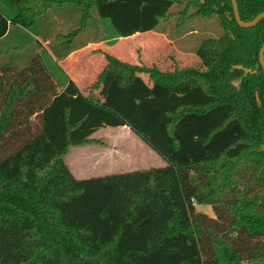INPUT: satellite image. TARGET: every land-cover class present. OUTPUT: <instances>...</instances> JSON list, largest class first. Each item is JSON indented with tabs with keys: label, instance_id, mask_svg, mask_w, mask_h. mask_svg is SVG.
<instances>
[{
	"label": "trees",
	"instance_id": "16d2710c",
	"mask_svg": "<svg viewBox=\"0 0 264 264\" xmlns=\"http://www.w3.org/2000/svg\"><path fill=\"white\" fill-rule=\"evenodd\" d=\"M7 1L16 13L6 19L0 12V37L9 24L29 28L50 7L72 4L78 24L56 33L59 43L51 45L53 31L39 23L37 45L47 41L56 60L96 42L67 44L98 27V18L118 37L164 33L160 23L174 16L213 15L220 32L204 69L159 70L104 52L101 73L115 67L130 79L110 80L102 106L71 84L58 91L37 54L24 66L0 55V264L264 263V79L257 59L264 19L239 27L230 0ZM235 4L243 22L264 13V0ZM172 5L181 8L170 11ZM66 24L63 17L54 28ZM190 75L205 86L179 95L166 88ZM122 125L168 163L75 178L64 161L68 147L98 143L91 138L98 128ZM199 204L214 217L196 212Z\"/></svg>",
	"mask_w": 264,
	"mask_h": 264
},
{
	"label": "rangeland",
	"instance_id": "374dc122",
	"mask_svg": "<svg viewBox=\"0 0 264 264\" xmlns=\"http://www.w3.org/2000/svg\"><path fill=\"white\" fill-rule=\"evenodd\" d=\"M71 5L64 4L61 8L56 6L50 7L38 23L26 29H22L13 24L8 25V27H10L9 31L7 30L8 32L6 31L4 35L0 37V55L7 53L8 57H12V60L16 59V61H19L20 64L24 66L32 55L37 54L50 74L55 77L56 80H54L58 81L59 85L64 83L67 79L65 72L50 55L48 50L49 47L37 45V40L41 41V33L39 32L41 27V24H39L40 22L43 23V26L53 31L50 38L52 42L51 45L59 43L58 35L65 34L69 30L77 27L79 18L78 12L70 7ZM180 8L181 7L172 5L169 10L175 11ZM0 9L2 11V16L7 19L11 18L16 13V7L7 0H0ZM63 17L67 18L66 26L61 28V30L54 28L56 21ZM180 17L181 16H174L169 21L163 22L162 24L160 23V25H162L163 28L167 26V31L171 34L177 33L176 37L178 38L175 40V45L178 48L185 47L188 49L196 43L194 40H191L189 35L180 38V33H183L184 31H195L199 32V34H206L208 37L211 36L205 50L210 60L217 51L216 35L220 32L216 17L213 15L195 16L187 20H180ZM97 24L98 27L95 28L88 26L75 35L72 41L67 44L74 45L89 37L96 39L97 41L101 39L110 40L115 31L109 20L107 18H98ZM56 33L59 34L54 36ZM60 40L64 41V38H61ZM127 44L131 45L130 39L128 40V43L127 41L121 42V45L114 44V41L110 40L103 46L110 45L111 48L110 51H108L109 54L115 57L119 54L120 56L117 57L118 59L132 63L131 52L127 49ZM96 50L100 49L97 48ZM103 53L104 52L100 51L92 54L94 55L92 56V65H89V68H95L99 75H102L101 71L106 64ZM133 53L135 58L141 56L140 52L137 50ZM81 56L82 55L80 54L77 58ZM24 61L25 64H23ZM139 64L144 65L141 62H139ZM80 67L82 70V66ZM205 67L206 65L199 67V69H204ZM75 70H77V67H75ZM108 71L113 72L114 74L117 72L119 74L123 72L115 67H111ZM142 76L144 79L146 78V75ZM231 82L233 85L236 83L234 79H231ZM97 95L98 94H96L95 97H97ZM92 137L93 139L98 140V143L70 146L66 150L64 161L75 178L146 169L149 167L163 166L168 163L167 160L157 153L150 145L149 147L155 152V155L148 150L149 148L147 145L137 142L133 133L131 134L128 129H105L96 132ZM97 152H101L100 157H98L99 155ZM194 210L196 212L205 213L209 217H214L212 210L208 205H194ZM241 264L264 263L244 260Z\"/></svg>",
	"mask_w": 264,
	"mask_h": 264
},
{
	"label": "crops",
	"instance_id": "0c3cea01",
	"mask_svg": "<svg viewBox=\"0 0 264 264\" xmlns=\"http://www.w3.org/2000/svg\"><path fill=\"white\" fill-rule=\"evenodd\" d=\"M0 12L2 13L1 9ZM9 28L10 27H7L8 31ZM21 28L26 29L23 27ZM176 35L177 33L171 34L169 31H167L166 26L164 28V33L147 31L134 33L127 37H118L117 34L114 33L112 34L110 40H113L114 44L116 43L121 45V42L127 41L128 43V40L130 39L131 45H129L130 43L127 44V49L131 52L132 63L140 65L139 62H141L145 66H154L156 69L159 70L173 71L189 66L199 69V67H203L205 65L207 67L211 63L213 56L209 60L205 51L207 48L208 40L211 36L208 37L206 34H199V32L195 31H184L183 33H180V38L189 35L191 40H194L196 42L194 45L186 49L185 47H176L175 40H177L178 38L176 37ZM110 40L101 39L96 42H88L84 46L69 52L61 60H56L49 52L54 61L58 64V66L65 72V75L67 77L66 81H64V83H62L61 85H59L58 81H56V89L60 91L67 84H71L75 88L76 92L83 99L90 102L91 104L102 106L106 86L110 80L115 79L121 85L127 84L130 79V75H126L123 72L120 74L118 72L114 74L113 72L107 71V73L99 75L95 68H89V65H92V56H94L92 54L98 53L100 51H110V45L103 46ZM46 44L47 41L41 42V45L43 47H46ZM97 48L100 50H96ZM136 50L139 51L141 54V56L138 58H135L133 56V52ZM80 54L82 56L77 58ZM118 56L120 55L117 54V57ZM80 66H82V70ZM75 67H77V70H75ZM142 75L143 74H141V77L143 78ZM53 78L55 79V77ZM150 80L151 79H148V81ZM195 86L203 87L205 86V83L203 80L193 75H190L176 79L170 85H167L166 88L169 91L179 95ZM96 94H98L97 97H95ZM105 129H128L131 134L133 133L137 142L141 144L144 143L145 145H147L149 148L148 150L151 151L153 155H155V152L150 149L148 143H146L139 135H137L132 129H130L126 125L117 127L106 126L98 128L95 132L92 133L91 138H93L92 136L96 132ZM98 155V157H100L101 152H99Z\"/></svg>",
	"mask_w": 264,
	"mask_h": 264
},
{
	"label": "water",
	"instance_id": "95a60500",
	"mask_svg": "<svg viewBox=\"0 0 264 264\" xmlns=\"http://www.w3.org/2000/svg\"><path fill=\"white\" fill-rule=\"evenodd\" d=\"M231 3V8H232V13H233V19L234 22L242 28H248V27H253L260 19H264V13H258L253 19L243 22L240 20L239 16H238V12H237V7L235 4V0H230ZM263 53H264V41L262 43V45L260 46L259 50H258V54H257V59H258V63L261 67L262 70V75H263V79H264V60H263ZM236 69H241L243 70L244 73L246 72H250L249 69H245L242 68L240 65H236L234 66Z\"/></svg>",
	"mask_w": 264,
	"mask_h": 264
}]
</instances>
